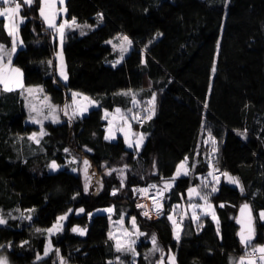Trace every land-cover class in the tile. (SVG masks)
Instances as JSON below:
<instances>
[{
    "label": "trees",
    "instance_id": "16d2710c",
    "mask_svg": "<svg viewBox=\"0 0 264 264\" xmlns=\"http://www.w3.org/2000/svg\"><path fill=\"white\" fill-rule=\"evenodd\" d=\"M66 8L69 19L75 16L79 23L92 26L86 35L78 29L67 32L68 80L63 81L57 72V42L39 15L38 0L31 7L22 3L25 20L19 34L23 45L13 56V64L23 70L26 85L41 84L60 107L71 100L72 91H79L95 98L100 108L71 124L63 113L60 123L47 121L48 135L36 145L26 138L39 127L26 122L24 96L19 90L0 94V210L8 220L7 225H0V245H12L0 253L11 264H33L37 252L43 256L47 236L35 229L50 228L57 217L73 209L63 232L51 238L67 264H117V256L129 264L131 254L117 253L114 241L108 239L109 214L96 212L114 206L115 218L135 216L146 234L136 245L135 264L158 261V253L145 259L153 234L164 251L175 253L177 264H237L245 255L235 219L239 206L249 203L255 217L264 210V0H66ZM98 13L103 14L99 22ZM4 25L1 17L0 44L9 48L11 37ZM117 34L127 35L133 47L113 67L119 53L107 42ZM128 90L139 93L141 102L156 93L153 118L142 127L134 123L147 134L138 155L122 136L104 139V109L131 108V97L119 94ZM202 123L206 126L203 135ZM207 129L217 142L219 164L215 166L238 177L245 193L241 195L239 186L222 176L220 190L209 197L220 221L219 235L210 215L200 219L199 230L186 216L177 241L168 214L172 205L185 202L190 186L200 183L194 176L209 171L200 148ZM244 132L246 136L240 135ZM18 136L25 139L19 141ZM65 148L70 152L65 153ZM186 156L190 165L199 161L194 175L177 179L162 216L144 217L135 207L138 193L133 188L161 184L160 177H172ZM72 157L88 158L102 174L101 191L84 193L81 174L72 171L76 164H68ZM52 160L63 168L50 170ZM153 160L158 175L152 174ZM105 164L108 169L128 165L122 189L116 172L105 174ZM113 189H119L115 196ZM221 203L227 206L220 208ZM79 208L94 215L91 219L76 215ZM29 209H35L31 221L9 216L29 214ZM255 224L253 246L264 243V221L256 219ZM73 227L87 232L80 235ZM22 241L29 244L21 248ZM54 262L59 264L51 252L39 264Z\"/></svg>",
    "mask_w": 264,
    "mask_h": 264
},
{
    "label": "snow or ice",
    "instance_id": "6c2138e0",
    "mask_svg": "<svg viewBox=\"0 0 264 264\" xmlns=\"http://www.w3.org/2000/svg\"><path fill=\"white\" fill-rule=\"evenodd\" d=\"M57 2L60 5L64 4V0H38L39 3V15L42 18L43 22L47 25L46 30H51L53 41L55 42L56 38H59L60 42V52L57 53V59L59 60V64L57 65V71L59 77L63 81L68 80V74L66 71V64L63 58V44L66 35V30L71 29H79L81 35H86L84 31L86 28H91V25L80 24L75 16L71 17V20L66 18L67 9L66 8H57ZM23 5L31 7L34 3V0H22ZM22 3L20 0H0V17H4L7 19V23L4 25L5 30L9 37H11V49L8 50L6 45L0 44V91L12 92L19 90L21 94L27 93L25 97L27 103L26 107L28 108V120H30L33 124L40 125L39 133L33 132L28 135L27 140L35 143L36 145L41 144V140L43 137L47 136L48 133L44 129V122L51 121V123H60L59 113H63L65 117H67V122L69 124L76 118H83L84 114L89 111L90 107L100 108V104L98 101L92 99L91 97L79 93L76 91L71 92V103H65L63 107L58 105H54L50 101V97L44 95L43 99L40 98V95L43 94L44 89L42 86H26L23 79V72L20 68L14 67L12 65L13 56L17 53V48L19 45L23 44V40L19 38V27L20 24L24 23V17H20V11L22 8ZM61 15H64L65 18L62 22L57 23V18ZM19 17V20H17ZM98 22L103 20V14H97ZM159 35V34H158ZM117 39L120 40V44H113V49L116 50L119 48V59L112 62L113 67L116 64L120 63L124 59L125 53H127L132 46V40L126 36L121 34H117ZM107 43H112V41H108ZM147 47V46H146ZM6 61V62H5ZM49 66L53 65V61H47ZM142 63L145 61L142 60ZM215 69H213L214 71ZM142 91V90H141ZM120 95L130 96L132 107L128 108L126 111L117 107L113 110V113L119 115H113L110 113L108 109H104V114L101 117L102 120L107 121V127L105 128V136L104 139L106 141L114 140L116 138L117 132L123 133L124 143L127 145L129 149H133L137 155L139 154V150L142 148L144 141L147 138V134L141 132L136 133L132 131L130 121H136L142 127L144 122L150 121L155 114V100L156 93H152V96L149 100L146 101H138L137 96L139 93L133 92L132 90H128L126 92L119 93ZM207 105H205L206 107ZM134 109H138V111L134 112ZM143 113L141 115L140 113ZM111 117V118H110ZM202 135L206 126L202 123ZM95 135V133L93 134ZM242 136H246V132L240 133ZM131 137V138H130ZM207 139L203 141L204 144L211 143V149L205 156L206 166L209 168V171L206 175L194 176L195 179H199L200 183L195 186H190L187 189L188 193V205L186 208H181L180 205H172V210L168 214V220L172 222L174 229V236L177 241L180 239L181 232V224L183 223L184 217L188 215V209H191L190 219L197 223V228L201 227L199 224V220L201 217H206L208 215L211 216L212 220L216 222L217 226V234L220 232V221L218 216L216 215L215 205H212L209 202V197L220 190L221 176H223L227 182L231 185L239 186V190L241 195L245 193V188L241 184L238 177L232 176L227 171L221 172L219 167L215 165L219 164L218 159L216 158V153L218 149L216 147L215 137L212 136L211 130L207 129ZM17 139L19 141H23L25 137L18 136ZM199 147L197 145L196 155L199 156ZM85 150L91 152V149H88L85 146ZM65 153H69L70 149L65 148ZM189 158L186 156L180 163L176 166V171L173 173L172 177L165 179L164 177H160L161 184H149L145 188H133V193H139L140 195L149 194V198L152 201V207L149 209L146 205L137 204L138 208H142V215L146 218H151V214L155 213L157 217H160L164 214V202L167 199H170L168 194L171 193L172 189L175 187V182L177 179L183 177L193 176L195 173V169L199 161L194 162L191 166H189ZM26 163V161H25ZM78 160L76 157H72L71 160L68 161V164H78ZM48 167L52 171L58 170L61 165H58L55 160H52ZM106 168V175H112L113 172H116L120 179L121 189L125 186V181L127 179L125 173L129 170L128 165H124L121 168H112L108 169L107 165H103ZM91 168V164L87 159L83 160V168L79 169L78 167H73L72 171H82L84 176V193L87 194L89 192V187L93 183V178H95V184L102 188V182L95 171L89 172ZM153 175H158V171L156 169V161L153 160ZM210 189V190H209ZM117 189H113L112 195L117 194ZM79 193L72 197L73 200L77 198ZM198 198L203 203H195L194 200ZM181 199H183V194L181 195ZM227 205L221 203L219 205L220 208H224ZM200 210V215H197V211ZM19 211V210H17ZM29 213L35 212V209L26 210ZM107 212L109 214L110 221V231L108 233V239L113 240L114 248L117 253L121 254H131L132 260L129 264H135L136 257L139 255L136 251V243L140 236H146L145 233L139 231V226L136 222V217H131L130 225L131 229L125 228L124 225V215H121V219L117 222L111 221V214L114 212V206L107 209H97L96 212ZM73 209H69L67 213L62 216L57 217L56 222L50 228L40 229L37 228L35 231L37 233L44 234L46 233V243L44 245V253L43 256L37 252L35 256V260L33 264H39L45 257H48L51 252H55V255L58 258L59 264H67L65 258L61 255L60 249L53 248L51 238L53 235L61 233L63 231V221L68 219L69 213H72ZM76 215L86 214L90 219L94 215L92 212H86L84 208H79L75 210ZM180 212H183V215H180V219L177 220L174 217L179 215ZM10 218L21 219V220H32L31 215H25L24 212H21L20 217L11 216ZM237 224H239L240 231L237 233L240 243L244 248L245 255L239 258L237 264H264V244L254 245V241L256 239V230L254 226V221L258 219L259 221H264V210L259 212L258 217L253 216L251 205L248 203H244L240 206V217L235 218ZM8 220L3 215V210H0V225H7ZM111 227H118L121 232L120 235H116L111 230ZM73 232H79L80 235H84L87 232V229H80L78 227L72 228ZM152 248L148 253L145 254V259L147 260L150 255H155L156 253L160 254L159 260L156 261V264H164L165 259H167L168 264H175L174 256L167 255L164 252V249L159 245L157 236L153 234L151 236ZM28 241H22L20 247L23 248L28 245ZM5 247L11 248L12 245L9 243L7 246L0 245V249ZM170 252V250H169ZM117 264H123L120 256L116 257ZM0 264H10L8 257L6 255H0ZM56 264V262H54ZM108 264H113L112 261H108Z\"/></svg>",
    "mask_w": 264,
    "mask_h": 264
},
{
    "label": "rangeland",
    "instance_id": "374dc122",
    "mask_svg": "<svg viewBox=\"0 0 264 264\" xmlns=\"http://www.w3.org/2000/svg\"><path fill=\"white\" fill-rule=\"evenodd\" d=\"M0 6H4V5H0ZM57 8H65L66 7V1L64 2V4L60 7V4H59V2H57ZM19 16L20 17H23V15L21 14V12H20V14H19ZM1 18V17H0ZM65 18V16L64 15H61V16H59L58 18H57V23H59V22H62V20ZM66 18L67 19H69L68 18V16H67V13H66ZM6 19V18H5ZM17 20H19V17H17ZM24 20H25V18H24ZM69 20H71V19H69ZM6 21H7V19H6ZM80 24H85V23H80ZM79 30V29H78ZM87 30V28L84 30V31H86ZM69 30H66V35H67V32H68ZM66 35H65V39H64V44H63V58H64V62H65V64H66V57H65V51H64V47H65V42H66ZM123 35H125V34H121V36H123ZM127 36V35H126ZM19 38H20V34H19ZM21 39V38H20ZM56 42H57V51H56V67H57V65L59 64V60L57 59V53H59L60 52V42H59V38L57 37L56 38V40H55ZM108 41H112V43H110V44H112V46H113V44H116V45H119L120 44V40L119 39H117V37H115V38H111V39H109ZM23 45V44H22ZM22 45H19L18 46V48H17V50L22 46ZM133 47V42H132V46L130 47V49H129V51L131 50V48ZM7 49L8 50H10L11 49V47H7ZM116 51H118V53H119V48H117L116 49ZM129 51L127 52V53H125V55H127L128 53H129ZM124 55V56H125ZM119 59V57L117 58V60ZM6 62V61H5ZM12 65L14 66V67H18V68H20L21 69V67H19V66H17V65H14L13 64V61H12ZM22 70V69H21ZM66 71H67V66H66ZM22 72H23V70H22ZM58 72V71H57ZM68 74V73H67ZM24 79V78H23ZM26 85V84H25ZM42 86L41 84H37V85H26V86ZM43 87V86H42ZM0 88H2V86H0ZM44 89V88H43ZM2 92H5V91H0V94L2 93ZM76 92H79V91H76ZM79 93H83V92H79ZM83 94H85V95H87V96H89V97H91L92 99H94V100H96L95 98H93L91 95H89V94H86V93H83ZM44 95H46V96H48V97H50V95L45 91V89H44V92H43V94H41L40 95V98L41 99H43V96ZM23 96H24V99H25V97L27 96V93H24L23 94ZM50 101H51V103L52 104H54V105H58V104H56V103H54L53 101H52V99H51V97H50ZM97 101V100H96ZM26 103H27V101H26V99H25V109H26V111H27V119H26V122H28V123H32L30 120H28V115H29V113H28V108L26 107ZM68 103H71V100L68 102ZM59 106V105H58ZM117 107H119V108H121L122 110H124L121 106H117ZM117 107H115V108H117ZM93 108H96V107H90L89 108V111L91 110V109H93ZM114 108V109H115ZM113 109V110H114ZM109 110V112L110 113H113V110H110V109H108ZM89 111L87 112V113H89ZM87 113H85L84 115H86ZM62 113H59V117H60V122L62 121V115H61ZM113 115H119V114H116V113H113ZM111 118V117H110ZM46 122L47 121H45L44 122V129H45V131H46V127H45V124H46ZM130 123H131V128H132V131H134V132H136V133H141V132H143L141 129H139V128H136V126H135V121H130ZM38 127H39V129L38 130H36V131H34V132H36V133H39V131H40V125H37ZM107 127V126H106ZM144 133V132H143ZM119 136H122L123 137V133H120V132H117V134H116V138L114 139V140H116V139H118L119 138ZM124 138V137H123ZM131 138V137H130ZM208 137L206 136V138L205 139H207ZM144 143H145V141H144ZM144 145V144H143ZM143 147V146H142ZM216 147H217V142H216ZM201 153L202 154H204V155H206L209 151H210V149H211V143H209V144H204V143H202L201 144ZM142 149V148H141ZM140 149V150H141ZM139 150V151H140ZM77 158V160H78V164H76L75 165V167H78L79 169H82L83 168V160L84 159H87L89 162H90V160L88 159V158H86V157H82V158H78V157H76ZM71 160V159H70ZM188 163H189V161H188ZM58 164V163H57ZM90 164H91V168L89 169V172L91 173L92 171H95L96 172V174H97V177H99L100 178V180H101V182H102V178H103V176H102V174L101 173H98L97 172V170L94 168V166L92 165V163L90 162ZM58 165H60V164H58ZM189 166H191L190 165V163H189ZM61 168H63V166L61 165V167L59 168V169H61ZM58 169V170H59ZM57 171V170H56ZM78 173H80L81 174V176H82V179H83V181H84V176H83V173H82V171H77ZM221 172H222V170H221ZM233 176V175H232ZM221 178H222V176H221ZM224 180L225 181H227L225 178H224ZM153 183H155V182H153ZM155 184H157V183H155ZM102 185H103V182H102ZM158 185V184H157ZM138 188V187H137ZM90 189H94L95 190V192H99V191H101V188H99L96 184H95V178H93V183H92V185H90V187H89V190ZM139 189V188H138ZM117 190H119V189H117ZM194 202L195 203H203V201H200L198 198H196L195 200H194ZM209 202L212 204V205H215V203L214 202H212L211 200H210V198H209ZM187 205H188V193H187V198H186V200H185V202L181 205L180 204V206H181V208L183 209V208H186L187 207ZM102 209H107V208H102ZM215 211H216V207H215ZM67 213V212H66ZM24 214L25 215H31L30 213L29 214H27V213H25L24 212ZM62 215H64V214H62ZM62 215H60V216H62ZM71 215V213H69V215H68V218H69V216ZM180 215H183V212H180V214L179 215H177V216H175L174 218L175 219H177V220H179V217H180ZM197 215H200V210H198L197 211ZM216 215H217V212H216ZM187 216H191V209H188V215ZM218 216V215H217ZM5 218H6V216H4ZM132 217H135V216H132ZM186 217V216H185ZM202 218V217H201ZM121 219V218H120ZM120 219H117V218H115L114 217V212L111 214V221L112 222H117V221H119ZM130 220H131V217H129V216H127V215H124V227L125 228H129V229H131V225H130ZM67 221H68V219L66 220V221H63V225H64V227H65V225H66V223H67ZM200 221V220H199ZM136 222H137V220H136ZM137 225H138V222H137ZM139 226V225H138ZM64 227H63V230H64ZM111 230L113 231V233L114 234H116V235H120V232H121V230L118 228V227H111ZM139 231L140 232H142L141 231V229H140V227H139ZM63 232V231H62ZM61 232V233H62ZM58 234H60V233H58ZM58 234H56V235H58ZM180 234H181V232H180ZM53 236H55V235H53ZM181 236V235H180ZM141 237L142 236H140L139 237V239L137 240V243H136V245L138 244V242H139V240L141 239ZM115 243V242H114ZM264 244V243H263ZM53 245V244H52ZM136 247V246H135ZM53 248L55 249L56 247L53 245ZM54 252V251H53ZM165 252V254H166V256L167 255H171V256H174V258H175V264H177V259H176V255H175V253L173 252V251H171V252H168L167 253V251H164ZM55 253V252H54ZM0 255H5V254H3V253H0ZM158 255H159V257H160V254L158 253ZM57 257V256H56ZM159 260V259H158ZM10 262V261H9ZM11 264V263H10ZM164 264H168V262H167V259H165V262H164Z\"/></svg>",
    "mask_w": 264,
    "mask_h": 264
},
{
    "label": "built area",
    "instance_id": "2783aa9c",
    "mask_svg": "<svg viewBox=\"0 0 264 264\" xmlns=\"http://www.w3.org/2000/svg\"><path fill=\"white\" fill-rule=\"evenodd\" d=\"M150 184H155V183H150ZM149 184L147 185H142V186H139L138 188H145L147 187ZM149 194H145V195H140L139 193L137 194V199L135 201V207L139 210H141V212L143 211L142 208H138L137 207V204H143V205H146L149 209L152 207V201L151 199L149 198ZM151 218L154 219V218H157V216L155 215V213H152L151 214Z\"/></svg>",
    "mask_w": 264,
    "mask_h": 264
},
{
    "label": "water",
    "instance_id": "95a60500",
    "mask_svg": "<svg viewBox=\"0 0 264 264\" xmlns=\"http://www.w3.org/2000/svg\"><path fill=\"white\" fill-rule=\"evenodd\" d=\"M244 203H247V202H244ZM244 203H242V204H244ZM242 204H241V205H242ZM248 204H249V203H248ZM241 205H240V206H241ZM249 205H250V204H249ZM240 206H239V209H238V212H237V218L240 217ZM251 208H252V206H251ZM252 212H253V216L255 217V214H254L253 208H252ZM254 226H255V230H256V224H255V221H254ZM240 227H241V226L239 225V231H240ZM239 231H238V232H239Z\"/></svg>",
    "mask_w": 264,
    "mask_h": 264
},
{
    "label": "crops",
    "instance_id": "0c3cea01",
    "mask_svg": "<svg viewBox=\"0 0 264 264\" xmlns=\"http://www.w3.org/2000/svg\"><path fill=\"white\" fill-rule=\"evenodd\" d=\"M66 0H64V2H65ZM62 5H60V7H61ZM66 8V7H65ZM67 9V8H66ZM7 23V21H6V19H5V24Z\"/></svg>",
    "mask_w": 264,
    "mask_h": 264
}]
</instances>
